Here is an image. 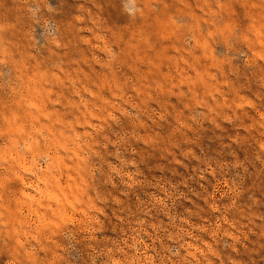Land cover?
Instances as JSON below:
<instances>
[{"label":"rangeland","instance_id":"374dc122","mask_svg":"<svg viewBox=\"0 0 264 264\" xmlns=\"http://www.w3.org/2000/svg\"><path fill=\"white\" fill-rule=\"evenodd\" d=\"M0 264H264V0H0Z\"/></svg>","mask_w":264,"mask_h":264}]
</instances>
